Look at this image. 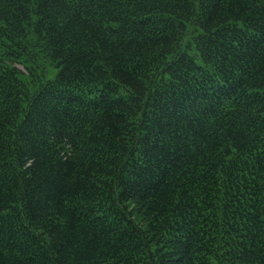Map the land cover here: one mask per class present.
I'll return each instance as SVG.
<instances>
[{
    "label": "trees",
    "instance_id": "1",
    "mask_svg": "<svg viewBox=\"0 0 264 264\" xmlns=\"http://www.w3.org/2000/svg\"><path fill=\"white\" fill-rule=\"evenodd\" d=\"M0 264H264V0H0Z\"/></svg>",
    "mask_w": 264,
    "mask_h": 264
},
{
    "label": "rangeland",
    "instance_id": "2",
    "mask_svg": "<svg viewBox=\"0 0 264 264\" xmlns=\"http://www.w3.org/2000/svg\"><path fill=\"white\" fill-rule=\"evenodd\" d=\"M18 66H19L21 69L25 70L24 67H23L21 64H18ZM48 75H49V77L51 78V77L54 76V73L49 72Z\"/></svg>",
    "mask_w": 264,
    "mask_h": 264
}]
</instances>
